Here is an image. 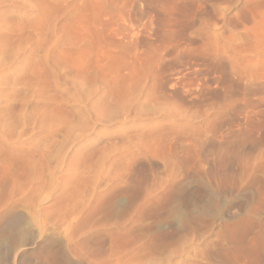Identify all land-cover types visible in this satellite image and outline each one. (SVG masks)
<instances>
[{
    "label": "rangeland",
    "instance_id": "374dc122",
    "mask_svg": "<svg viewBox=\"0 0 264 264\" xmlns=\"http://www.w3.org/2000/svg\"><path fill=\"white\" fill-rule=\"evenodd\" d=\"M244 12L260 18L264 0H0V243L80 244L81 257L109 264H212L222 225L208 200L245 157L188 160L184 140L213 132L204 116L221 111L226 89L201 86L203 59L183 48L228 65L251 26ZM260 174L226 186L243 211L264 193Z\"/></svg>",
    "mask_w": 264,
    "mask_h": 264
},
{
    "label": "bare ground",
    "instance_id": "6f19581e",
    "mask_svg": "<svg viewBox=\"0 0 264 264\" xmlns=\"http://www.w3.org/2000/svg\"><path fill=\"white\" fill-rule=\"evenodd\" d=\"M149 5L150 4H148V6ZM158 5H159V9L162 8V7H160V4H158ZM179 5H181V4H179ZM150 9H151V7H150ZM163 10H166V9H163ZM167 12H165V13H167ZM171 13L170 12L167 13L168 19L170 21H172L171 19L174 16L173 13H175V11L172 10ZM159 16L161 19L160 14H159ZM242 18L244 19L245 22L247 21L249 24H251V26L246 27L245 32L241 36L242 43L240 45L241 50H239L240 56L237 57V59L236 58L230 59L228 65H226L224 63L225 60L223 62L218 57L211 58L210 60L206 61V59H205L206 57H205L204 53L202 51H200V49H198V48L190 47L191 45L188 46L189 49H188V47L183 48V52L186 51L188 54L186 52H185V54L188 55V58H190L192 61H198V60L202 61L201 59H203V61L201 63H203V67H204L203 73H205V75L201 74V75H203V77L199 80V82L201 83V86L209 87L212 84L217 85V86L223 85V86H225L224 88L226 89L225 98H224L225 100L223 102L222 107H220L221 111H219L217 113V115L214 116L213 120H210L208 118L209 116L208 117L204 116L205 119L203 120V122H205L204 123L205 126L207 124L206 129L208 130V129L212 128L211 130H213L214 133L211 131H209V133H207L206 131L203 133V131H200L198 129H194L190 134H188L189 136H187V138L184 137V138H186L184 140V144H185L186 149H187L186 155L189 156L188 160L193 162L196 166V162L197 163L201 162L200 164H202V162L206 161V163L207 162L209 163V161H210L209 159L212 157L213 158L218 157L219 159H221V158L224 159V157L225 156L227 157V155H228V158L231 157V159H229L230 161L235 159V158H237V159L241 158L242 159V157H241L242 154L245 157V160H241L242 163H240V161L238 159V163L241 165L239 166V168H237L238 167V165H237V167H236L237 169L236 168L233 169L234 167L233 168L231 167L232 163L228 164V170L230 168V172L228 171L230 173V179L232 178V180L229 181V184L226 182L224 184V180H226L227 178L226 179H224V177L222 178V179H224L222 181L223 183H221L220 180L218 179V181L220 182L219 184L216 183L217 178L215 179L214 190L219 191L220 195H219V198H217L218 196L217 197L215 196L213 198L209 197V198H211V201L208 200L210 202V205H207V206L211 207V211L214 212V215L217 217V220L222 225V227L220 228V230L218 232L219 240L217 239V242H215L216 244L211 245L207 251V258L212 264H242V262L244 260L251 261L252 259H250V258H253V257L255 258L257 256L264 255V220L263 219H261V220L257 219L258 217H256L257 212H258L257 207L259 205L264 206V193L263 194L261 193L262 195H258L261 197L257 198L258 199V202H257L258 206H257L256 203L254 202L255 200L253 201V198L255 199L254 196H256V195L250 191V188H249V190L246 189V188H248L246 186V188L243 191L245 194L244 197L248 200H252L257 207H256V209L253 208V210H251V211H249L248 208H247V211H245V210L243 211L242 208H240L242 206L239 207V205L236 204V202L232 200L233 197H231V195H229L226 191L227 184L229 185L228 187L235 188V187H237V180L245 182V180L247 181L249 179H252L258 171H261V173H263L260 175L261 176L263 175L262 178L264 179V150L261 149L257 153L253 152L257 148L259 149L260 147H262L264 145V26H263L264 15L261 16L260 18H258L253 13L249 14V13L244 12L242 14ZM162 19H163V17H162ZM166 19L167 18L165 17L164 20H166ZM165 22L166 21H164V23ZM164 34H165V32H164ZM168 34L170 35V33H168ZM169 35H168L169 38L168 37H166V38L172 39L173 37L169 36ZM233 35H235V34H233ZM176 54H178V53H176ZM181 54H182V52H181ZM185 54H183V55H185ZM186 55L184 56L185 58H186ZM241 55H242V57H241ZM161 56H162V54H161ZM164 58H165V56H164ZM159 59H160V56L158 57V59H155V61H158ZM160 60H159V62H160ZM155 61H154L155 64L159 63V62H155ZM177 63H179V60ZM158 74L156 76H158ZM159 75H161V74H159ZM156 76H154V77H156ZM192 80H194V84H195L196 79H192ZM163 96L164 95H162V98H163ZM157 100H158V98H157ZM163 101H165V99ZM217 119L218 120L219 119H227L228 120V123H226L227 125L225 127L221 125L222 127H224V129L220 128V130L218 129V131H215L214 122H216ZM215 124H217V123H215ZM217 128H219V127H217ZM217 128H216V130H217ZM202 130H204V129H202ZM177 136L179 137V135H177ZM178 139H176V140H178ZM159 140H157V141L159 142ZM154 142H156V140ZM147 145H149V144H147ZM174 146H172L170 148L173 149ZM172 149H171V151H172ZM251 152H253V153L251 154ZM230 153L232 156H229ZM175 154L176 153H174L173 158H175L174 157ZM181 154H182V152H181ZM253 154H254V156H253ZM176 157H177V155H176ZM181 159L184 160L185 158L180 157V160L178 161L179 164L184 163V161L181 162ZM218 160L216 162H219ZM225 160H227V159H224V163H225ZM213 162L216 163L215 161H213ZM220 162H221V160H220ZM220 162H219V164H220ZM214 163L212 164V162H210V168L207 169V170H210V172H206V170H205L206 174L211 173V177L213 176V178H214V175L216 174L215 171L219 170L217 167L219 165L215 166ZM233 163H234V161H233ZM238 163L235 162V164H238ZM185 164H187V163H185ZM185 164H183V165H185ZM203 164H205V163H203ZM221 164H222V162H221ZM221 164H220V166H221ZM188 165H189V162H188ZM188 165H185V166L187 167ZM234 166H236V165H234ZM222 167H224V166H222ZM197 168L196 169L194 168V170L191 172L192 176L195 177V179L198 178L199 175H201L199 173L202 172V171L200 172L199 169H198L199 170L198 171ZM204 169H205V167H204ZM204 169H203V171H204ZM222 170L220 171L221 173L226 171L227 169L225 170L223 168ZM228 172H225V174ZM213 173H215V174H213ZM222 174H224V173H222ZM204 176H209V175H204ZM225 177L229 178V175L227 176V174H226ZM203 178L205 179L207 177H203ZM197 181L198 180H196V182ZM211 181H212V179H211ZM212 182H214V181H212ZM213 184L214 183H212L211 185H213ZM223 184H224V186H223ZM211 189H213V188H211ZM212 193L215 194L216 191H215V193L214 192H212ZM238 194H240L239 191H238ZM243 195H241V196H243ZM183 201L185 202V200H183ZM253 202H251V203H253ZM181 207H183V206H181ZM252 207H251V209H252ZM4 217H7V216L5 215ZM263 217H264V215H262L261 218H263ZM6 244L7 243L4 244V242H2V244L0 243V250H3V252H6V253H10V252L12 253L11 254L12 259L10 260V264H16L17 262H19L20 264H23V263L25 264L28 260H30V259L32 260L33 257L35 259L33 264H109L108 262H105L102 260H96V259L81 257L80 253L83 251V247L80 244H74V245L68 244L66 246L65 245L59 246V245H56L53 243L45 244L42 246H37L38 244L36 246L33 244H25V245H22L21 247L17 246L19 248L15 247L16 249H14V250H12L8 246L9 244L8 245H6ZM36 247H38V249ZM65 251H67L70 254V256H67L68 254L65 255ZM0 255H2V254H0ZM256 259H258V258H256ZM260 260H259V262H260ZM8 261L9 260H7L6 262L9 264ZM253 262H251V263L253 264Z\"/></svg>",
    "mask_w": 264,
    "mask_h": 264
}]
</instances>
